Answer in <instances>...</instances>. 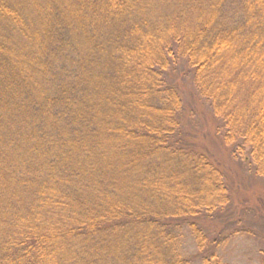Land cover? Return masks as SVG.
<instances>
[{
  "label": "trees",
  "instance_id": "obj_1",
  "mask_svg": "<svg viewBox=\"0 0 264 264\" xmlns=\"http://www.w3.org/2000/svg\"><path fill=\"white\" fill-rule=\"evenodd\" d=\"M179 74L264 177V0H0V264H220L264 203L186 138Z\"/></svg>",
  "mask_w": 264,
  "mask_h": 264
},
{
  "label": "rangeland",
  "instance_id": "obj_2",
  "mask_svg": "<svg viewBox=\"0 0 264 264\" xmlns=\"http://www.w3.org/2000/svg\"><path fill=\"white\" fill-rule=\"evenodd\" d=\"M235 8L231 9V13L233 11H237L235 14L238 13V9ZM175 70L177 73H182V67L180 66L176 67ZM179 76L186 80L184 86L183 84L179 86L185 100V111L182 122H184V132L188 141L212 156L219 164H222V170L227 171L229 177H232V181L235 183L234 188H243L245 193L233 189L231 192L232 204L233 202L237 204L243 195L264 203V177L253 175L247 169L251 167L249 164L243 165L246 164V161L242 162L244 153L241 154L242 157H236L237 161L230 159L228 150L222 145L219 136L215 133L216 128L222 129L221 122L212 116L211 108L207 102L200 98H194L196 99L195 102L191 101L188 103L187 100L191 99L190 95L196 97L197 93L193 88L194 86L189 82L191 80L189 75L185 77V74H179ZM258 204L261 205V203ZM248 208L241 210V219L243 222L246 220V224L240 227V232L230 233L226 236L225 241L216 249L215 253L220 264H264V217L260 219L256 218L260 216L259 213L264 214V212L260 211L257 214L253 212H258L256 206L253 204H250ZM248 216L252 218L247 219ZM255 219L260 220V222L254 221ZM247 222H251V224ZM182 247L184 255L188 257L195 255V242L187 232L185 233ZM192 264L201 263L196 260Z\"/></svg>",
  "mask_w": 264,
  "mask_h": 264
}]
</instances>
